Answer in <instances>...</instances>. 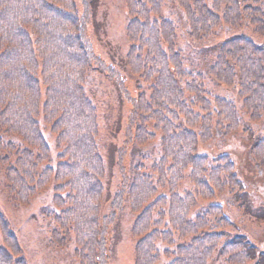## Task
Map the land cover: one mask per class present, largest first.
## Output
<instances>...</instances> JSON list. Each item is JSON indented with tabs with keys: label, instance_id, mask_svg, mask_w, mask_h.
<instances>
[{
	"label": "trees",
	"instance_id": "16d2710c",
	"mask_svg": "<svg viewBox=\"0 0 264 264\" xmlns=\"http://www.w3.org/2000/svg\"><path fill=\"white\" fill-rule=\"evenodd\" d=\"M123 1L133 94L89 41L93 0H0V167L7 200L25 205L51 186L47 246L70 248L77 264L109 263L107 235L123 208L134 215L133 264H208L215 253L225 264L263 263L264 252L246 236L228 234L232 221L216 200L243 194L234 161L200 147L248 132V122H264V0ZM170 2L183 12L192 41L204 42L222 26L247 25L252 35L221 40L205 70L179 47L178 24L163 12ZM94 71L115 80L129 103L124 144L158 138L159 145L148 165L141 157L130 169L118 161L120 184L108 201L99 113L86 88ZM217 87L235 96H222ZM45 129L54 135V152ZM249 153L255 169L264 170V134ZM6 222L0 210V264H28Z\"/></svg>",
	"mask_w": 264,
	"mask_h": 264
},
{
	"label": "rangeland",
	"instance_id": "374dc122",
	"mask_svg": "<svg viewBox=\"0 0 264 264\" xmlns=\"http://www.w3.org/2000/svg\"><path fill=\"white\" fill-rule=\"evenodd\" d=\"M92 5L86 29L93 50L107 65H112L118 73L125 76H123L126 82L124 88L133 94L136 87L135 79L124 61L128 49L124 32L128 16L124 1L93 0ZM78 6L81 11L80 4ZM163 12L178 24L179 47L185 57L193 56L191 62L202 64L205 70L207 68L205 65L214 57L215 46L221 40L242 34L252 35L251 28L247 25L238 28L222 26L210 39L195 42L187 36L184 14L174 2L166 5ZM259 41L264 42V38ZM87 83L88 95L97 106L99 113L100 150L107 165L104 196L108 201L120 184L118 161L120 160L125 169H130L138 160H141L139 158L141 157L148 165L152 159L159 156L158 138L140 147L125 145L124 130L128 125L129 103L117 82L104 72L94 71ZM217 90L222 96L232 98L235 96L232 91L218 87ZM248 126V132L235 134L225 140L214 138L209 144L200 147V152L211 155L228 153L234 161L237 174L243 184V194L240 197L224 194L216 197V200L223 203L232 221V226L227 229L228 234L246 236L259 253L264 252V170L258 172L255 169L249 146L254 138L264 134V122H248ZM45 130L46 141L54 152V135ZM2 174L0 167V210L24 249L27 263L77 264L70 248L55 251L47 246L44 212L52 209V187L49 186L25 205H15L7 200ZM133 219L134 215L126 208L118 212L107 235L111 251L108 264H133L134 239L130 233ZM216 256L215 253L208 264H225ZM262 259L261 264H264V256Z\"/></svg>",
	"mask_w": 264,
	"mask_h": 264
}]
</instances>
